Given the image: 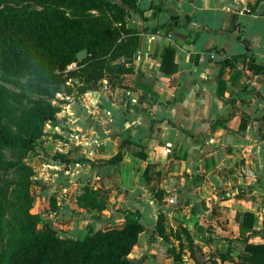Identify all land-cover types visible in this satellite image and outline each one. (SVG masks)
Here are the masks:
<instances>
[{"label": "crops", "instance_id": "crops-1", "mask_svg": "<svg viewBox=\"0 0 264 264\" xmlns=\"http://www.w3.org/2000/svg\"><path fill=\"white\" fill-rule=\"evenodd\" d=\"M123 6L126 26L140 30L124 62L131 71L104 74L79 94L78 107L66 104L56 113L58 125L43 124L42 150L24 158L34 170L29 210L60 235L76 238L121 227L125 209L137 210L143 228L126 255L132 264H195L189 256L173 261L154 231L159 208L173 213L192 200L197 224L212 222L222 232L224 249L218 251L231 239L229 254L237 259L244 210L253 215L248 241L264 243V76L256 72V64L264 67V0H136L134 9ZM167 44L175 68L162 72L159 55ZM230 56L234 63L221 66ZM139 77L151 83L153 99L136 86ZM216 119L220 124L212 125ZM167 144L171 151L164 153ZM138 146L144 158L134 154ZM117 151L119 159L108 162ZM55 152L68 160L52 158ZM188 184L193 190L183 192ZM85 193L97 194L103 207L86 202ZM180 195L188 200L176 202Z\"/></svg>", "mask_w": 264, "mask_h": 264}, {"label": "trees", "instance_id": "trees-1", "mask_svg": "<svg viewBox=\"0 0 264 264\" xmlns=\"http://www.w3.org/2000/svg\"><path fill=\"white\" fill-rule=\"evenodd\" d=\"M35 6L25 3H7L0 0V67L9 73L31 76L38 83L41 92L44 85H57L66 80L80 94L86 89L95 88L99 79L108 73L122 74L130 72L131 67L124 62L134 54L140 30L125 24L128 10L123 5L134 9L136 0H31ZM156 8H159L157 5ZM85 48L86 54L76 58V52ZM174 48L167 44L159 55L158 69L171 72L175 68L172 62ZM75 61L76 69L67 70L65 66ZM235 56L221 60V66L233 64ZM256 72L264 76V67L256 64ZM222 79L218 77L216 93L221 94ZM136 86L147 91L150 98L155 97L151 83L138 78ZM70 89L67 91L69 92ZM66 91V92H67ZM66 102V101H65ZM59 107L45 99L38 98L31 107L21 110L15 119L16 129L11 130L0 122V148H8L14 159L2 161L0 168L6 174L10 168L17 173L19 187L23 193H29L34 182L33 169L24 158L29 152L41 149L43 124L48 122L58 125L56 112ZM244 119L239 127H244ZM220 124L216 119L212 125ZM210 125V126H212ZM134 154L144 158L141 147ZM120 152L108 158L114 162ZM63 161L68 159L63 153L55 152L51 156ZM3 162V166H2ZM191 179V178H189ZM192 181V180H191ZM4 184H8L4 180ZM17 184V183H16ZM193 190L190 185L183 192ZM4 187L0 185V197L4 196ZM85 196V197H84ZM86 202L95 205L98 210L103 207L96 195L85 193ZM158 198L161 191L157 192ZM182 198L180 195L178 199ZM30 204L21 207L23 217H16L15 225L5 221L8 230H15L11 244L6 246L5 264H132L126 257L136 242L143 224L137 210L125 209L126 219L121 227H105L88 231L80 238L62 236L48 221L29 211ZM179 203V202H178ZM165 212L158 209L154 231L164 241L168 240L165 233ZM252 213L244 210L238 225L235 240L242 242V252L234 259L229 254L228 239L225 251H217L209 264H223L228 261H246L264 264V243L248 241L252 232ZM171 230V229H170ZM174 238L181 248L180 235ZM167 253L177 262L180 257L174 248L167 247ZM215 257L219 259L216 262ZM197 264V263H196Z\"/></svg>", "mask_w": 264, "mask_h": 264}, {"label": "rangeland", "instance_id": "rangeland-1", "mask_svg": "<svg viewBox=\"0 0 264 264\" xmlns=\"http://www.w3.org/2000/svg\"><path fill=\"white\" fill-rule=\"evenodd\" d=\"M5 1L9 4L17 2L19 4L25 3L30 6H35L31 0ZM37 84L38 83L31 76L12 74L4 71L0 67V122L5 123L11 130H15V119L19 115L20 109L23 110L31 107L38 98L45 99L51 104L59 107L56 113H59L61 108L65 109L66 104H69L70 109L78 107L80 101L79 94L76 93L69 81L66 80L55 86L44 85L43 88L45 92H41L42 89H40ZM68 89H70L69 92L67 91ZM0 159L2 161L14 159V154H12L8 148L2 147L0 148ZM2 171H4V169L1 167L0 185H3L5 194L3 193L4 196L0 197V264H5V254L7 251L5 245L11 244L12 237L15 235V230H8L9 228L5 221H9V223L15 225L16 217L25 218L21 212V207H23L24 204H30L29 198L31 194L27 195L26 193L20 192L21 186L19 187L17 173L10 168L7 170L6 174H2ZM4 180H6L8 184H4ZM30 191L31 193L33 191L31 187L29 188V193ZM186 200L188 199L180 198L177 199L176 202L181 204ZM192 204H194L193 201L188 200L187 208L179 207L173 213L165 210L166 217L164 218V229L168 237V240L165 241L166 247L174 248V251L179 257H182V259L188 258L187 256H189L193 258L195 264H208V261L213 259L212 255H215L219 249H224V246L219 244L221 241L220 238H222L220 233L222 232L216 230L212 222H207V220H204L198 225L195 216L191 212ZM207 206L214 209L215 203L210 200ZM212 211L215 212V210ZM174 233L180 235L182 242L181 248L176 238H174ZM192 263V261L189 263L181 262V264Z\"/></svg>", "mask_w": 264, "mask_h": 264}, {"label": "built area", "instance_id": "built-area-1", "mask_svg": "<svg viewBox=\"0 0 264 264\" xmlns=\"http://www.w3.org/2000/svg\"><path fill=\"white\" fill-rule=\"evenodd\" d=\"M78 67V64L75 62V61H72L70 63H68L65 68L63 69L64 71V74L67 70H71V69H76ZM171 151V148H170V144H167L163 147V152L166 153V152H170Z\"/></svg>", "mask_w": 264, "mask_h": 264}, {"label": "water", "instance_id": "water-1", "mask_svg": "<svg viewBox=\"0 0 264 264\" xmlns=\"http://www.w3.org/2000/svg\"><path fill=\"white\" fill-rule=\"evenodd\" d=\"M86 54V49L82 48L79 51L76 52V58L81 59Z\"/></svg>", "mask_w": 264, "mask_h": 264}]
</instances>
